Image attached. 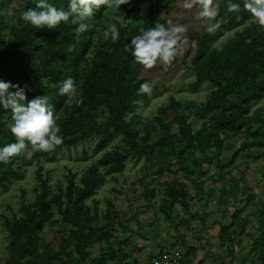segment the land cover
<instances>
[{
	"label": "trees",
	"instance_id": "obj_1",
	"mask_svg": "<svg viewBox=\"0 0 264 264\" xmlns=\"http://www.w3.org/2000/svg\"><path fill=\"white\" fill-rule=\"evenodd\" d=\"M24 1L23 11L35 8L34 0ZM51 2L67 9L69 0ZM233 2L241 5L238 12L228 10L229 0H221L218 16L212 22H219L220 27L211 33L206 28L194 38L195 51L189 65L196 77L193 89H198L205 82L213 85L206 103L196 109V117L206 119L196 130L190 115L178 113L180 103L174 99L165 108V111L172 109L176 112L172 120L165 119V115L157 116L146 125L143 133L134 123L136 109L148 94L138 91L140 84L146 80L140 76L141 64L126 50L125 45L142 28L154 26L142 24L141 20L149 23L156 11L164 7L161 0H151L147 9L138 4L130 8L138 15V22L127 29L120 28V39L115 42L110 37L103 39L95 47L90 61L88 54L94 47L97 26L107 5L102 4L92 17L83 21L89 24L83 32L77 30L80 21L73 23V18L67 23L62 22L57 29H37L25 21L23 26L11 28V35L6 41L0 38V78L30 86L33 91L28 92L29 99L48 94L58 113L65 107V116L58 121L63 143L51 152L71 151L81 143L84 155L88 153V145H92L94 152L98 153L120 135L126 144L120 150L105 153L98 164L87 170L82 186L70 205L65 209L59 207L66 221L75 226L71 235L74 244L73 240L65 238L59 246L60 253L66 258L64 264H109L111 261L127 264V256L111 243L112 232L91 224L98 214V206L95 205L92 213V206L86 200L96 194L106 175L124 170L128 157L134 156L136 161L144 159L149 167H156L161 176L166 172H183L186 176L205 175L202 161L206 153L211 149L224 148L227 145L225 139L237 134L246 137V140L236 154L247 148L252 159L264 157L262 150H251L264 146L260 127L255 129V124L264 123V114L259 108L251 113L252 103L264 98V25L237 31L235 37L221 47L214 44L216 37L225 29L244 26L253 17L243 7L245 0ZM167 22L163 19L160 23ZM173 62H180L178 55ZM68 76L74 77L78 86L82 84L70 107L68 101L71 96L58 93L60 84ZM11 117V109L0 106V147L15 140L8 128ZM174 127H177L176 131ZM250 138L252 141H249ZM36 155L38 151L29 145L9 162H0V186L6 187L14 179L23 178L27 172L26 161ZM100 166L104 168L103 173ZM37 177L39 194L36 201L23 202L20 208L23 215L14 216L12 221L7 222L11 255L6 264L53 263L50 245L40 233L53 216L56 197L50 195L48 177L41 170ZM165 186L158 206L163 215L171 217L178 202L190 208L186 186L178 179L166 181ZM202 186V181L195 184L200 190ZM148 193L151 197L156 195L154 189H149ZM253 205L259 217V236L252 246L253 262L264 264V201L254 202ZM96 244L99 254L92 256L90 249ZM185 261L186 258L182 264ZM188 261L186 263L190 264L191 261Z\"/></svg>",
	"mask_w": 264,
	"mask_h": 264
},
{
	"label": "rangeland",
	"instance_id": "obj_2",
	"mask_svg": "<svg viewBox=\"0 0 264 264\" xmlns=\"http://www.w3.org/2000/svg\"><path fill=\"white\" fill-rule=\"evenodd\" d=\"M25 2L0 0L2 40L6 41L10 37L13 26L25 24L21 19ZM186 2L191 3L192 7H185ZM220 2L214 0L218 13ZM161 3L164 7L156 11L149 23L145 19L141 23L155 25L167 19L173 26L184 25L187 31L181 34L177 54L180 62H158L151 69L140 65V76L151 85L152 93L137 107L134 123L143 133L146 125L157 116L165 115V119L172 120L176 112L172 109L165 111V108L174 99L180 103L178 113L190 115L196 130L206 121L196 117V109L206 103L213 85L205 82L198 89H193L196 77L189 65L195 51L194 38L202 34L213 21L199 15L202 0H161ZM135 4L147 9L151 0H129L128 6L122 4L119 8L106 6L97 26L94 47L88 54L89 61L95 47L106 38L104 32L110 24L127 29L138 22V15L130 10ZM259 24L253 16L244 26L225 29L216 37L214 44L221 47L235 37L237 31ZM81 86L80 83L77 95L70 97L68 107L77 98ZM257 108L264 114V98L252 103L251 113ZM65 113L63 107L59 112L60 119ZM259 127L264 136V123L255 124V129ZM173 130L176 131L177 127ZM245 140L246 137L237 134L225 139L227 145L224 148L209 150L202 161L205 175L186 176L183 172H166L161 176L157 168L149 167L144 159L136 161V157H128L124 170L106 175L96 194L86 200L92 206V213L95 205L98 206V214L91 224L112 232L111 243L127 256V264H151L154 254L163 249L182 250L186 254L184 264H188V260L190 264L200 261L203 264H254L252 246L259 236V217L253 204L264 201V157L252 159L247 148L236 154ZM125 145L124 137L120 135L98 153L94 152L92 145H88V153L84 155V145L80 143L71 151H38V155L29 158L25 163L27 172L23 178L14 179L6 187L0 186V263L6 264L11 255L7 222L12 221L14 216L23 215L20 210L23 202L36 201L39 194L37 176L41 170L48 177L50 195L55 196L56 200L52 207L53 216L40 236L50 245L54 257L52 264H64L66 258L60 253L59 246L62 239L73 240L71 235L75 226L66 221L59 207L65 209L70 205L71 199L76 197L78 188L82 186L87 170L98 164L105 153L120 150ZM251 150L264 152V146ZM100 170L104 172L103 166H100ZM172 179H178L187 187L190 208L178 202L172 216L167 217L158 206L165 193V182ZM200 181L203 183L201 190L195 187ZM149 189L155 190V197L150 196ZM71 242L74 244V240ZM90 251L92 256H97L98 244Z\"/></svg>",
	"mask_w": 264,
	"mask_h": 264
},
{
	"label": "clouds",
	"instance_id": "obj_3",
	"mask_svg": "<svg viewBox=\"0 0 264 264\" xmlns=\"http://www.w3.org/2000/svg\"><path fill=\"white\" fill-rule=\"evenodd\" d=\"M129 0H69L68 7H57L51 0H34L35 8L24 10L21 19L35 26L37 29L47 27L57 29L63 22L77 20L78 31L83 32L89 28L86 19L92 17L100 6L120 7ZM185 7L191 8L192 4L186 2ZM243 7L264 25V0H245ZM241 5L229 0L228 10L238 12ZM199 15L209 21H215L218 12L214 0H202V11ZM220 27L219 22L209 23L208 32H214ZM187 28L184 25H172L171 21L157 23L148 28H142L139 34L131 37L125 45L127 51L135 60L151 69L158 62L170 64L175 60L181 34ZM105 37H110L113 42L120 39V29L116 24H110L104 32ZM14 89V90H13ZM33 89L19 83L0 78V106L11 109L12 117L8 128L15 140L0 147V162H9L14 156L21 154L29 145L34 151H52L63 143L61 126L58 123L60 115L55 106L50 103L48 94L35 95L28 98V92ZM140 93L151 95L152 87L148 82L140 84ZM78 85L74 77L68 76L58 88L59 95L76 96Z\"/></svg>",
	"mask_w": 264,
	"mask_h": 264
},
{
	"label": "built area",
	"instance_id": "obj_4",
	"mask_svg": "<svg viewBox=\"0 0 264 264\" xmlns=\"http://www.w3.org/2000/svg\"><path fill=\"white\" fill-rule=\"evenodd\" d=\"M184 258L180 249H163L154 254L151 264H182Z\"/></svg>",
	"mask_w": 264,
	"mask_h": 264
},
{
	"label": "bare ground",
	"instance_id": "obj_5",
	"mask_svg": "<svg viewBox=\"0 0 264 264\" xmlns=\"http://www.w3.org/2000/svg\"><path fill=\"white\" fill-rule=\"evenodd\" d=\"M183 44H184V46H185V42H184Z\"/></svg>",
	"mask_w": 264,
	"mask_h": 264
}]
</instances>
